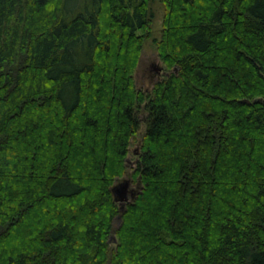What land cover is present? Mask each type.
<instances>
[{"label":"trees","instance_id":"obj_1","mask_svg":"<svg viewBox=\"0 0 264 264\" xmlns=\"http://www.w3.org/2000/svg\"><path fill=\"white\" fill-rule=\"evenodd\" d=\"M160 1L145 92L153 0H0V264H264V0Z\"/></svg>","mask_w":264,"mask_h":264},{"label":"rangeland","instance_id":"obj_2","mask_svg":"<svg viewBox=\"0 0 264 264\" xmlns=\"http://www.w3.org/2000/svg\"><path fill=\"white\" fill-rule=\"evenodd\" d=\"M152 9L154 12V18L151 27V34L150 37H148L144 42L137 66L133 72L136 88L145 92L151 91L154 83L162 79L171 71L166 69L165 64L160 59L155 43V41L161 36L162 19L164 13V8L161 1L153 0ZM138 116L140 120V128L137 136L130 141L129 153L127 155L126 173L115 182L118 183L124 179H128L130 180V187L135 189L136 192H138L140 184L133 180L132 173L133 168L135 167L138 160L142 135L144 134L146 128L147 112L143 106L139 108ZM112 236L113 234L111 237Z\"/></svg>","mask_w":264,"mask_h":264},{"label":"water","instance_id":"obj_3","mask_svg":"<svg viewBox=\"0 0 264 264\" xmlns=\"http://www.w3.org/2000/svg\"><path fill=\"white\" fill-rule=\"evenodd\" d=\"M111 190H112L115 201L119 203L120 212L124 211L126 203L133 200L137 193L135 189L130 187V180L128 179H124L121 182L114 183L111 187ZM120 222H121V217L119 215L114 219L115 227H118ZM110 239L116 240L114 235Z\"/></svg>","mask_w":264,"mask_h":264}]
</instances>
